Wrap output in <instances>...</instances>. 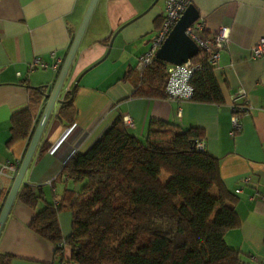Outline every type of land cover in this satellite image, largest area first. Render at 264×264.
<instances>
[{"label":"crops","instance_id":"crops-1","mask_svg":"<svg viewBox=\"0 0 264 264\" xmlns=\"http://www.w3.org/2000/svg\"><path fill=\"white\" fill-rule=\"evenodd\" d=\"M89 1L0 0V164L18 167L21 162L30 139L7 148L10 118L27 106V86L44 87V93L51 90L60 69L51 66L57 60L62 64ZM154 1H97L59 96L62 99L82 73L73 92L74 128L57 146V141L48 142L56 121L70 126L56 118L60 103H55L21 185L41 190L36 210L42 209L53 196L58 198L65 187L72 186L64 180L50 186L65 160L73 152L87 151L123 116L132 120L129 131L141 140L152 119L182 130L198 127L204 133V151L219 159L225 189L237 196L234 210L240 225L225 233L224 242L239 252L245 264H264V56H251L252 47L264 38V0H187L203 21L204 35L221 28L228 31L226 48L214 66L224 96L220 105L131 97L133 85L121 77L135 67L161 25L165 0ZM35 58L48 67L31 70ZM237 89L246 92L247 108L241 117L242 129L231 136L229 98ZM15 173L7 167L0 170V200H5ZM244 178L248 182L244 183ZM64 210L58 213V221L66 237L71 215ZM34 213L15 197L0 231V254L13 256L8 264L60 263L53 245L28 228Z\"/></svg>","mask_w":264,"mask_h":264},{"label":"trees","instance_id":"trees-1","mask_svg":"<svg viewBox=\"0 0 264 264\" xmlns=\"http://www.w3.org/2000/svg\"><path fill=\"white\" fill-rule=\"evenodd\" d=\"M190 61L197 70L188 100L223 104L206 56ZM135 67L121 77L132 83L131 97L166 99L167 64L154 58L140 71ZM27 87V106L9 121L7 148L28 141L37 122L44 87ZM72 101L66 91L56 115L67 125L74 123ZM203 138L201 128L152 119L141 140L117 118L87 151L65 160L50 186L62 180L72 186L58 198L36 210L41 190L19 187L16 199L35 210L28 228L53 245L59 264H245L224 242L225 233L240 225L237 196L222 183L219 159L196 147ZM64 209L71 215L66 237L58 221ZM12 258L0 254V264Z\"/></svg>","mask_w":264,"mask_h":264},{"label":"built area","instance_id":"built-area-1","mask_svg":"<svg viewBox=\"0 0 264 264\" xmlns=\"http://www.w3.org/2000/svg\"><path fill=\"white\" fill-rule=\"evenodd\" d=\"M187 5V0H165L164 15L161 25L154 34L147 51L138 57L135 67L137 71H140L147 65L151 64L155 58V51L161 45ZM185 33L197 45V54L202 53L205 55L210 66L214 67L219 59L220 52L226 48L228 42L227 29L221 28L217 33L206 36L203 34V21L201 19H197L188 28H186ZM251 56L253 58L264 56V38L260 39L258 43L252 47ZM60 66V60H57L51 67L53 69H58ZM29 67L31 70L46 69L48 64L38 58H35L30 63ZM196 70L197 65L193 64L190 59L180 65L167 63V81L164 87V92L167 98L177 101L188 100L192 93V87L189 82ZM245 98L246 92L243 89H237L232 95H230L231 136L235 135L242 129L241 117L247 108L245 105L246 101H244ZM122 121L126 127H133V122L128 116H123ZM73 128L74 124L69 127H65L56 121L48 142L54 144L57 141V146L65 139ZM53 136H55V138H53ZM196 147L200 150H204L203 141L197 142ZM54 149L55 146L52 148L51 152ZM4 167H7L13 173L17 170V165L9 163L0 164V170ZM242 181L246 183L248 182V178H244ZM236 192H239V190H236Z\"/></svg>","mask_w":264,"mask_h":264},{"label":"water","instance_id":"water-1","mask_svg":"<svg viewBox=\"0 0 264 264\" xmlns=\"http://www.w3.org/2000/svg\"><path fill=\"white\" fill-rule=\"evenodd\" d=\"M97 1L98 0L89 1L87 8L84 12V15L81 19V22L78 26V29L73 36L69 49L57 73L53 86L48 93L43 94V98L46 99L45 104L37 120V123L34 127L33 133L28 142L23 158L17 167L15 176L13 178V182L10 186V189L0 209V231L8 215V212L11 208V205L16 197L17 191L22 183V179L25 174V171L37 147L39 139L44 131V128L49 119L53 106L55 103L62 102V99L59 98L61 89L64 85L66 76L68 74L69 68L76 54L81 37L86 29V26L88 24V21L95 8ZM156 1L157 0H155L154 2ZM198 18H199L198 11L195 9V7L192 4H188L185 10L183 11V13L181 14V16L178 18L176 23L173 25V27L171 28V30L163 40V42L161 43V45L155 51V58L157 60L165 62L166 64L168 63V64L180 65L185 63L192 57H194L198 53V47L193 42V40H191L186 35L185 30ZM114 37H115V33L110 38L108 44V50L111 47ZM106 55L107 53L99 61L94 63V65L101 62L106 57ZM94 65L87 68L86 71L92 68ZM81 74L77 77V79L69 89L71 95L73 94L74 89L76 88V85L78 83Z\"/></svg>","mask_w":264,"mask_h":264},{"label":"rangeland","instance_id":"rangeland-1","mask_svg":"<svg viewBox=\"0 0 264 264\" xmlns=\"http://www.w3.org/2000/svg\"><path fill=\"white\" fill-rule=\"evenodd\" d=\"M62 211H63V210H62ZM64 211H65V212H67V210H66V209H65ZM60 212H61V211H60Z\"/></svg>","mask_w":264,"mask_h":264}]
</instances>
